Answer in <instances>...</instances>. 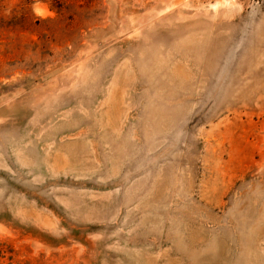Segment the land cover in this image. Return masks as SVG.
I'll return each mask as SVG.
<instances>
[{"label": "rangeland", "instance_id": "obj_1", "mask_svg": "<svg viewBox=\"0 0 264 264\" xmlns=\"http://www.w3.org/2000/svg\"><path fill=\"white\" fill-rule=\"evenodd\" d=\"M0 264H264V0H0Z\"/></svg>", "mask_w": 264, "mask_h": 264}]
</instances>
